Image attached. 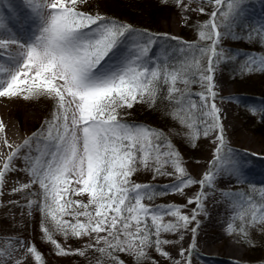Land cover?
Here are the masks:
<instances>
[{
	"label": "snow or ice",
	"instance_id": "obj_1",
	"mask_svg": "<svg viewBox=\"0 0 264 264\" xmlns=\"http://www.w3.org/2000/svg\"><path fill=\"white\" fill-rule=\"evenodd\" d=\"M207 2L213 10L208 21L199 26L198 35L208 43L186 44L178 49L183 56L176 62L155 63L148 58L156 42L153 34L98 12L79 10L87 0H19V7L16 0H0V97H47L54 105L50 119L23 144L13 148L5 140L12 151L0 166V190L7 174L17 170L14 162L22 160L20 170L29 179L12 191L36 187L31 195L37 199H28L25 207L28 215L33 207L41 214L43 241L53 246L56 255L84 256L92 250L99 255L97 264H123L118 254L126 253L136 264H144L148 250L155 248L160 256L171 259L162 246L173 242L162 239V234L188 230L204 210L203 189L211 188L219 173L241 174L240 162L230 150L224 151L213 73L226 59L218 45L231 34L232 25L243 14L245 0ZM175 3L179 6L184 0ZM198 10L204 12L203 7ZM15 24L23 30H17ZM253 31L264 41V25ZM242 69L264 72V55L249 57ZM193 83L203 89L196 94L199 103L188 91ZM162 91L166 92L163 99L174 105L172 118L188 129L193 146L201 125L205 137L219 129L212 169L199 181L188 174L180 153L162 131L129 125L121 119V109H131L137 103L153 106ZM4 128L0 121V132ZM142 169L152 172L153 179L172 177L174 183L162 189L137 183L132 177ZM195 184L202 191L187 201L196 206L191 215L183 214L182 206L150 203L169 193L183 195ZM85 195L87 202L74 199ZM222 196L234 209L227 225L230 235L246 238L250 228L259 225L264 229V188L259 199L247 193L225 192ZM196 224L199 227L198 221ZM191 231L192 243L179 252L187 264H191L195 249L196 228ZM57 235L65 240L87 237L92 243L72 252L61 245ZM15 244L17 247L5 241L0 247V264H23L27 256L35 264H44L35 245L20 240ZM18 249H24L25 256L16 255Z\"/></svg>",
	"mask_w": 264,
	"mask_h": 264
},
{
	"label": "rangeland",
	"instance_id": "obj_2",
	"mask_svg": "<svg viewBox=\"0 0 264 264\" xmlns=\"http://www.w3.org/2000/svg\"><path fill=\"white\" fill-rule=\"evenodd\" d=\"M87 2L91 5V10H87L85 4L79 5V10L91 12L92 14L98 12L108 18L113 17L114 14L112 12L117 13L123 10L121 6L110 0H87ZM103 6L108 12L104 11ZM179 7L178 13L165 18L159 16V31L140 25L134 26L124 16H121L116 21L127 23L134 29L146 30L148 33L153 34L156 42L152 45L149 53L154 56L152 58L154 62L158 60V56H163L162 49L172 40L168 39L170 37L177 38L184 45L197 43L199 46H205L208 43L199 39L198 31L199 26L208 21L213 6L207 0H184V3L180 4ZM200 7L204 8L203 13L198 10ZM186 8L187 10H185ZM262 9L264 10V0H245L243 14L232 25L231 34L225 35L218 45V49L224 50L226 59H222L219 62L213 73L216 85L214 91L217 93L215 103L220 110V124L223 127V136L226 142L224 151L227 153L230 150L235 161L240 162L242 165L241 174L234 176L228 172L219 173L214 180L213 186L203 189L206 193V199L203 201L204 210L197 215L196 221H192L189 224L188 230H182L175 235L162 234V239L173 242L162 246L169 253L171 259H165L155 251V248H151L148 250V259L144 264H175L176 261H180V264H187V261L179 255V252L181 249H188L192 243V228H196V235L195 249L191 252V264H264V229L259 225L250 228L246 238L238 233L230 235L227 231V225L232 222L234 209L229 200L222 196V193L225 192L232 194L247 193L252 196L255 195L259 199L260 189L264 188V133H254L245 128L238 111V102L241 99H237L239 94L243 95L240 98H244L245 93L248 92L251 95H258L260 98L254 99H260L261 101H254L258 102L256 109L264 110V72L259 70L249 72L242 69L249 57L264 55V41L253 31V29H258L261 25H264V12L261 11ZM152 12L153 14L155 13V11L150 10L147 14L149 18H153ZM140 14L141 12L138 15ZM247 18L248 20L249 18L250 20L253 19L255 22L245 23ZM242 25H244L242 28L243 32L246 31L245 35L238 34ZM15 26L18 30H23L19 24H15ZM183 29L189 30L193 37L186 36L185 38L182 36L180 32ZM220 30L222 32L226 31L223 28ZM250 32L252 33L251 38H249ZM239 56L243 57L244 63L241 62L238 65L240 70L238 73L242 75V78L248 75L247 77H250L251 80L259 82V84L254 83L257 86H253V89L248 87L247 84H250V82H246L247 80L245 79L241 83V89L236 90V85L239 84L234 85L231 83L230 76H227L220 69V64L225 61H234ZM189 90L192 92L194 102L199 103V96L196 94L203 91L200 84L193 83L189 85ZM53 106V101L47 97L28 100L22 97H0V121L9 123V126L12 125L11 128H13L15 134L10 144L15 146L36 132L46 119H50ZM219 134V129H217L205 137L203 135V126L201 125L200 136L194 142L195 146L191 143L186 146V150L183 149L185 145L180 146V150L175 148L180 153L183 166L187 169L192 179L199 181L204 173L212 169L214 153L218 144L216 137ZM23 154L22 152L21 155ZM14 165L17 170L9 172L6 176L7 178L15 179L8 185L10 190L18 188L20 184L28 182L29 179L25 172L20 170L24 167L22 160L15 161ZM168 170L171 171L170 168ZM20 176L22 178L19 180ZM138 176L140 178L134 180L135 182L152 184L157 189H162L164 185L174 183L172 177L153 179L152 172L145 170L140 172ZM34 191H36L35 186L23 192L15 194L12 192L0 196V200L6 202L0 206V236L18 235V237L15 236L13 239L3 240L2 244L5 241H10L14 247L16 245L15 241L20 240L26 244L35 245L42 254L44 264H97L99 255L92 250L87 251L84 256L75 254L56 255L53 246L43 241L40 230L41 214L33 207L32 214L28 215L29 210L25 207L28 199H37V197L31 195ZM201 191L200 185L195 184L186 188L183 195L169 193L157 196L150 203L153 206H182L183 214L191 215L192 210L196 206L195 204H188L187 201ZM74 199L87 202L88 198L85 195L76 196ZM166 219H171V217H166ZM197 221L199 222V227H197ZM204 222L208 224L205 225ZM236 223L238 225L239 221H236ZM181 235L183 236L182 240L179 239ZM205 237L213 238L216 241L208 243ZM55 238L65 249L72 252L76 249H83L86 244L92 243V240L87 237L65 240L62 236L57 235ZM206 253H213L214 255L209 256ZM16 255L25 256V252L22 250L19 252L18 250ZM187 255L188 253L185 252V256ZM118 257L123 261V264H136L133 256L129 254L119 253ZM23 264H35V262L31 256H27L23 260Z\"/></svg>",
	"mask_w": 264,
	"mask_h": 264
},
{
	"label": "trees",
	"instance_id": "obj_3",
	"mask_svg": "<svg viewBox=\"0 0 264 264\" xmlns=\"http://www.w3.org/2000/svg\"><path fill=\"white\" fill-rule=\"evenodd\" d=\"M119 6L123 10H119L120 12L114 13L112 19L118 20L121 16L126 17L129 22L134 26H142L147 27L154 31H159V23L158 20L160 19L159 16L162 18H165L166 16L173 15L175 13H178L180 10V7L175 3V0H167L166 3H162L161 0H110ZM105 6V5H104ZM104 6L102 8H104ZM85 8L87 10H91V5L89 2L85 4ZM140 9V10H139ZM155 11L152 17L149 18L147 14L149 11ZM104 11H107L104 8ZM148 11V12H146ZM141 12L140 15H138ZM143 13V14H142ZM135 16H134V15ZM158 17V18H155ZM245 23H254L255 21L253 19L245 20ZM244 25L241 26L239 29L238 34H246V31L243 32L242 28ZM243 32V33H242ZM181 35L186 38V36H192L186 29L181 30ZM193 37V36H192ZM195 45H198L195 43ZM185 45L181 43L178 39H172L169 43L166 44V46L162 49V55L158 56V60L154 61L155 63H159L161 61H167L169 63L176 62L180 58H182L183 54L178 51L181 47H184ZM199 46V45H198ZM190 56V53L188 54ZM148 58L151 62L152 58L154 56L150 53H148ZM243 57L239 56L234 61H225L222 64H220V69L224 71L227 76H230L231 83L239 84L236 85V90L241 89V83L244 82L246 79V82H250V84H247L249 88L253 89V86H257L254 83H258L257 81L251 80L250 77H247L248 75H243L245 78H242V75L238 73L240 70L238 68V65L241 64V62L244 63V60H242ZM263 82V81H262ZM254 84V85H252ZM179 87L183 88L182 85ZM247 87V88H248ZM246 88V86H245ZM248 88V89H249ZM250 90V89H249ZM188 91L191 93V99L193 100L192 92L188 89ZM241 92V90H239ZM244 98H240L243 95H238L239 97L237 99L240 102H238V111L240 119H242L243 124L246 129H248L251 132L254 133H264V118H262V112L259 109H256L258 106V102L254 101H261L260 99H254V98H260L258 95H251L249 92L245 93ZM249 94V95H248ZM258 94V93H254ZM263 94V93H262ZM261 94V96H262ZM166 95L165 91L161 92V98H159L155 105L149 106L147 104L143 103H137L135 104L131 109H121V119L124 123H127L129 125H145L148 127H151L153 129L162 131L165 136L171 141L173 146L175 148H178L180 150V146L186 150V146H189L191 143L189 139L187 138L188 129L180 124L178 120H175L172 118L171 113L174 111V105L169 103L168 100L163 99V97ZM244 99V100H243ZM194 101V100H193ZM261 108V107H260ZM255 110V114L253 112ZM196 115V114H194ZM156 124L154 126V124ZM178 133V134H177ZM144 171L143 169L137 172L132 179L138 180L140 178L139 173ZM255 198H257L255 195H253ZM258 199V198H257Z\"/></svg>",
	"mask_w": 264,
	"mask_h": 264
},
{
	"label": "bare ground",
	"instance_id": "obj_4",
	"mask_svg": "<svg viewBox=\"0 0 264 264\" xmlns=\"http://www.w3.org/2000/svg\"><path fill=\"white\" fill-rule=\"evenodd\" d=\"M17 4V6L19 7L20 5H19V3L17 2L16 3ZM15 26V25H14ZM16 27V26H15ZM17 28V27H16ZM18 30V29H17ZM3 124H4V126H5V128H4V131L3 132H0V166H2V163H3V161L6 159V157H7V155L12 151V149H9V148H7L6 147V145H5V140H7V142L10 144L11 142V140H13V138L15 137V134H14V131H13V128H11L12 127V125H10L9 126V123H5V122H3ZM23 142H19V143H17L16 145H20V144H22ZM15 145V146H16ZM15 146H13V148L15 147ZM9 150H10V152H9ZM9 153H8V152ZM22 177L20 176L19 177V180L21 179ZM17 179V178H16ZM15 179H12V178H7V177H5V181H4V185H3V188H2V190H0V196H2V195H4V194H10V193H12L13 191V189H9V187H8V185L11 183V182H13ZM18 180V179H17ZM6 202H4V201H2V200H0V206L1 205H4ZM4 217V216H3ZM6 217H9V216H6ZM204 224L206 225V224H208L207 222H204ZM18 237V235H10V236H0V247H3L4 246V244H2V241L3 240H5V239H13L14 237ZM206 238V237H205ZM206 240H207V242L208 243H213V242H215L216 240L215 239H213V238H206ZM14 247H17V245H15ZM19 250V252H20V250H22L23 252H24V249H18ZM208 252H214V251H208ZM206 255H209V256H212V255H214L213 253L212 254H209V253H206Z\"/></svg>",
	"mask_w": 264,
	"mask_h": 264
}]
</instances>
